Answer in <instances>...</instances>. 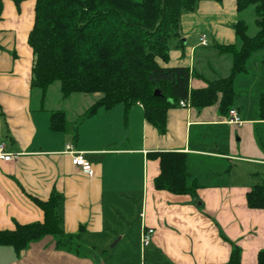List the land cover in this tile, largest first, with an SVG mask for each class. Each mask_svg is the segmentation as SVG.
<instances>
[{
  "label": "crops",
  "instance_id": "0c3cea01",
  "mask_svg": "<svg viewBox=\"0 0 264 264\" xmlns=\"http://www.w3.org/2000/svg\"><path fill=\"white\" fill-rule=\"evenodd\" d=\"M34 4L2 2L0 145L12 157L0 158V229L42 221L36 200H47L56 191L62 196V239L67 246H58L52 235L20 252L0 245V264H105L96 249L105 252L108 243L128 235L134 237L140 258L142 226L154 229L148 245L158 251L145 254V264H224L231 242L242 246L241 264L249 252L257 257L264 231L250 234L245 245L239 240L248 228L264 223V209L246 202V192L264 175V120L257 116L258 96L264 91V53H257L252 66L253 52L247 70L234 79L230 108L237 110L241 124L229 122V109H220L218 99L200 109H168L166 131L160 133L144 117L141 104L126 111L120 103L85 116L100 93L64 98L60 83L56 97L50 94L55 82L45 92L31 87L28 33ZM238 12L235 0L199 1L193 11L181 15L179 37L170 43L168 61L162 64L187 66L191 88L229 75L232 58L217 45L240 44L234 30L241 20ZM202 34L206 45L200 43ZM59 110L67 125L54 130L50 117ZM68 143L82 152L91 174L72 162ZM156 151L186 153L187 183L197 184L196 196L155 188L160 167L150 154ZM232 177L235 181L230 182ZM83 243L89 245V256L80 254Z\"/></svg>",
  "mask_w": 264,
  "mask_h": 264
},
{
  "label": "trees",
  "instance_id": "16d2710c",
  "mask_svg": "<svg viewBox=\"0 0 264 264\" xmlns=\"http://www.w3.org/2000/svg\"><path fill=\"white\" fill-rule=\"evenodd\" d=\"M13 1L19 5L23 0ZM199 1L34 0V22L28 33L33 52L31 87L45 92L59 82L64 98L72 93H100L85 116L120 103L126 111L141 104L144 117L160 133L166 131L168 109L180 100L200 109L219 99L220 109H230L235 77L247 70L253 52L264 49V0H235L237 11L253 6L257 32L248 35L247 24L237 21L234 30L240 44L217 45L220 53L232 58L229 75L207 81L203 88H191L192 72L187 66L162 63L168 61L171 41L179 37L181 15L193 11ZM257 116L264 120V91L258 96ZM50 125L54 130L66 127L63 111L51 114ZM150 155L158 159L160 167L154 180L156 189L196 196L197 184L187 183L186 153L156 151ZM36 201L43 220L0 229V245L20 252L29 243L52 235L58 246H67L62 239L61 194L53 191L47 200ZM246 202L250 208L264 209V175L246 192ZM231 245L224 264H241L242 248L234 242ZM257 264H264V248L257 253Z\"/></svg>",
  "mask_w": 264,
  "mask_h": 264
},
{
  "label": "rangeland",
  "instance_id": "374dc122",
  "mask_svg": "<svg viewBox=\"0 0 264 264\" xmlns=\"http://www.w3.org/2000/svg\"><path fill=\"white\" fill-rule=\"evenodd\" d=\"M239 13V18H241V20H244V22L247 24L248 28H247V33L248 35H254L257 32V26L254 22L255 20V12H254V8L253 6H249L243 10H241ZM172 42V41H171ZM210 49L213 48V42L211 41L210 46L208 47ZM260 52H256V54L254 53L253 55H251V57L249 58V63H253L258 59L257 58V53H264V49L258 50ZM229 55V54H227ZM230 56V55H229ZM231 57V56H230ZM264 57V56H263ZM56 84H54V86H52L50 88V94L53 97H56L57 95H59V89L58 84L59 82H55ZM74 109V108H73ZM72 109V110H73ZM229 175V174H228ZM225 181H228L229 178L226 174ZM235 181L234 177H232V180H230V182ZM244 193L245 191L242 192V197L244 199ZM256 231H261V233H263L264 231V223H257L256 226L254 227H250L248 228L246 231H244L242 237L240 238V242H242V244H246V242H248V236L250 234L253 235H257L258 233H256ZM57 237H54V239L56 240ZM117 239H114L111 243H108V245H106V251L103 252L101 250L96 249V253L99 256V258H101L100 260H102L105 264H145V254L148 257V254L150 253V251H154L155 253H157V248L155 247L154 249L149 248V245L144 247V250L142 251L141 246H140V250L141 251V256L140 258L138 257V250H137V243L134 240V237H132V235H128L127 237H125L123 240H121L118 243H115ZM138 243L141 244L139 238H138ZM114 244V245H113ZM139 244V245H140ZM264 244V236H263V241H262V247ZM71 246L74 249L75 245H68ZM80 254L81 255H88L89 256V245L88 244H82L80 245ZM241 246V245H240ZM102 247V245H101ZM242 248V246H241ZM260 248V249H261ZM72 249V250H73ZM159 251L162 252V247L159 248ZM156 261V260H155ZM157 263H159L158 261H156ZM148 264V263H147ZM245 264H257V257L256 254H251L250 252L247 253L246 255V260H245Z\"/></svg>",
  "mask_w": 264,
  "mask_h": 264
},
{
  "label": "built area",
  "instance_id": "2783aa9c",
  "mask_svg": "<svg viewBox=\"0 0 264 264\" xmlns=\"http://www.w3.org/2000/svg\"><path fill=\"white\" fill-rule=\"evenodd\" d=\"M200 43L202 45H206L207 44V40H206V35L202 34L200 35ZM190 105L189 101L186 100H180L178 102V106L181 107H187ZM229 122L231 123H237V124H241L242 123V119L240 117V115L238 114L237 110L235 108H230L229 109ZM66 151L68 153H70L72 155V162L75 165L81 166L82 169L85 172H88L89 174L92 173V169L90 164L86 161V159L84 158L83 154L81 151H77L73 148V145L68 143L66 144ZM12 155L9 153H5L3 152V146L0 145V158L2 159H11ZM154 233V229L152 227H147V226H142L140 228V234H139V238H140V242L142 247L147 246L150 241L151 238L153 236Z\"/></svg>",
  "mask_w": 264,
  "mask_h": 264
},
{
  "label": "water",
  "instance_id": "95a60500",
  "mask_svg": "<svg viewBox=\"0 0 264 264\" xmlns=\"http://www.w3.org/2000/svg\"><path fill=\"white\" fill-rule=\"evenodd\" d=\"M155 94H159V92L156 90V91H155Z\"/></svg>",
  "mask_w": 264,
  "mask_h": 264
}]
</instances>
